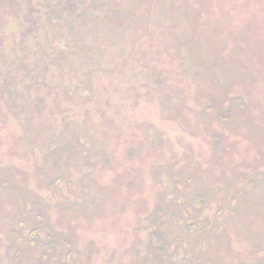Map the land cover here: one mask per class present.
<instances>
[{"label": "rangeland", "instance_id": "rangeland-1", "mask_svg": "<svg viewBox=\"0 0 264 264\" xmlns=\"http://www.w3.org/2000/svg\"><path fill=\"white\" fill-rule=\"evenodd\" d=\"M0 264H264V0H0Z\"/></svg>", "mask_w": 264, "mask_h": 264}]
</instances>
